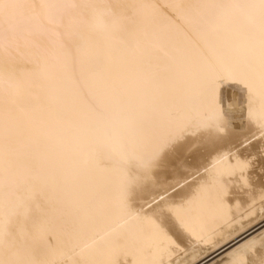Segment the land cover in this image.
Masks as SVG:
<instances>
[{"label": "bare ground", "instance_id": "6f19581e", "mask_svg": "<svg viewBox=\"0 0 264 264\" xmlns=\"http://www.w3.org/2000/svg\"><path fill=\"white\" fill-rule=\"evenodd\" d=\"M0 264H264V0H0Z\"/></svg>", "mask_w": 264, "mask_h": 264}, {"label": "rangeland", "instance_id": "374dc122", "mask_svg": "<svg viewBox=\"0 0 264 264\" xmlns=\"http://www.w3.org/2000/svg\"><path fill=\"white\" fill-rule=\"evenodd\" d=\"M260 232V231H259Z\"/></svg>", "mask_w": 264, "mask_h": 264}]
</instances>
